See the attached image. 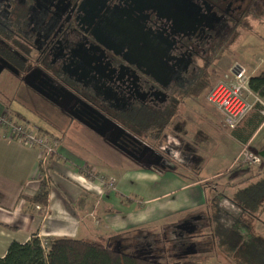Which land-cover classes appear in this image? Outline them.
I'll return each mask as SVG.
<instances>
[{
	"label": "flooded vegetation",
	"instance_id": "1",
	"mask_svg": "<svg viewBox=\"0 0 264 264\" xmlns=\"http://www.w3.org/2000/svg\"><path fill=\"white\" fill-rule=\"evenodd\" d=\"M263 12L264 0H0V76L39 94L67 126L118 139L137 161L166 168L198 154L183 122L174 123L177 142L142 138L135 128L184 109L186 92ZM202 217L170 230L177 251L203 247Z\"/></svg>",
	"mask_w": 264,
	"mask_h": 264
},
{
	"label": "rangeland",
	"instance_id": "2",
	"mask_svg": "<svg viewBox=\"0 0 264 264\" xmlns=\"http://www.w3.org/2000/svg\"><path fill=\"white\" fill-rule=\"evenodd\" d=\"M224 53L222 59L224 58L226 67L220 69V64H216L217 68H213L214 72L210 75L214 85L227 76L233 77L230 67L235 62H239L249 76L263 67L264 12L252 21V29L242 32L230 46V50ZM211 89L196 101L190 98L184 108L185 117L189 118L188 125L191 127L190 131H186V137L194 144L193 148L195 147L199 154L186 155L183 159L172 158L168 160L169 165L166 168L153 167L152 172L145 173L147 165L110 142H105L104 138L94 132L85 130V126H67L63 119L58 118L63 115L56 107L39 94L30 91L16 77L10 82L6 73L0 76V92L3 90L7 94L10 93L7 97L0 93L6 109L22 112L31 126L45 127L56 135L64 136L65 146L67 145L69 151L76 156L73 159L80 161V158L83 164L84 161L96 163L105 178L136 179V185L129 183L126 187L128 193L125 199L128 203L120 201L114 205L120 213H108V217H105L108 224L121 228V231L112 233L110 237L115 235L114 239L120 242L123 250H134L126 247L139 237L141 231L138 230V233L132 235L129 233L135 227L145 226L150 239L147 243L139 244V253H144L145 256H154L162 261L191 257L207 264H259L260 257L264 256V214L260 212L264 202L259 200L261 197L264 201V161L257 156L256 151L264 142V125L249 144H237L231 137L230 129L225 125L222 115L207 100ZM257 99V96H250L251 102ZM14 117L17 118L16 115ZM48 121L57 124L59 129L54 128ZM186 121L184 118V126ZM173 132L174 130L168 129L166 134L173 135ZM195 133L199 139L194 136ZM168 137L164 136V141L161 142L167 143ZM89 146L94 148L96 156ZM189 161L192 163L190 165H195L194 169L187 168ZM166 172L171 175L172 182L163 190L175 192L149 201L150 195L144 189H147L146 182L155 179L156 174L163 175ZM259 172L260 177L252 178V183H241L251 174ZM181 183L188 186L183 191H178L175 188ZM260 184L257 202L254 197L247 201L251 191L256 190ZM117 194L115 191L114 197ZM139 202L141 206L137 208ZM129 203H137L135 212ZM222 207L226 211L222 210ZM196 215L203 216L202 222L198 223L200 235L204 237L203 247L190 252H179L172 244L173 235L170 230H175L178 224ZM119 232L124 233L118 234ZM200 238L194 239L200 242Z\"/></svg>",
	"mask_w": 264,
	"mask_h": 264
},
{
	"label": "crops",
	"instance_id": "3",
	"mask_svg": "<svg viewBox=\"0 0 264 264\" xmlns=\"http://www.w3.org/2000/svg\"><path fill=\"white\" fill-rule=\"evenodd\" d=\"M222 80L231 81L233 77L227 76ZM0 93L5 97L10 95V93L7 94L3 91ZM252 95L256 96L255 94ZM4 113L12 116L16 115L19 120L28 122L22 112L6 109L0 98V115ZM184 113L182 117L172 120L173 122L169 126V129L174 130L172 137L174 136L176 142L181 137L180 132L174 129L177 123L183 122L185 118L187 123H185V126L183 125L182 131H190L189 128H191L188 125L190 120L185 117ZM174 123H176L175 126ZM29 126L30 128L43 129L58 140L57 153L46 163V168L49 166L48 178L50 180L48 181L51 189L49 202L45 208L42 207V209L37 210L36 204L34 205L30 201V198L37 193L40 186V150L36 146L26 145L16 138H5L0 134V257L6 254L12 242H27L34 234H37L42 240L51 237L95 239L105 236L110 239L113 247L123 250L120 242L114 239L115 235L110 237L112 233L121 231V228L108 224L105 217H108V213H120L114 205L120 201L128 203L125 199L128 193L126 187L129 183L136 185V179L132 180L127 177L121 179L115 177L105 178L101 175L99 166L96 163L84 161L83 164L80 162V158V161L73 159L76 156L69 151L70 148L67 145L65 146L64 136L61 134L56 135L45 127L31 126L30 124ZM54 128L59 129L57 126H54ZM104 140L109 142L106 138ZM234 140L237 144H240L239 141ZM89 148L94 153L92 154L96 156L97 153L94 148L92 146H89ZM197 153L199 154L198 151ZM139 162L148 166L145 173L152 172L153 167L160 168L158 165L149 162ZM106 164H108L107 161ZM190 164L192 163L190 162L187 168L194 169L195 165ZM160 174H156L155 179H149L146 182L147 189H144L150 195L149 201H154L175 192V190H163L172 182L171 175H168L169 172L161 174V176ZM110 180L115 181L117 189L107 192L106 182ZM140 186L139 184V188ZM187 186L181 183L175 189L183 191ZM115 191L119 194L116 197L113 195ZM129 204L132 211L135 212L137 203L135 205ZM140 206L141 202H139L137 208ZM138 230L141 231L139 237L134 242L129 243L130 245L126 249H136V243L140 241L142 236L146 234L147 237L150 236L145 226L135 227L129 235L138 233ZM121 233L124 232L118 234Z\"/></svg>",
	"mask_w": 264,
	"mask_h": 264
},
{
	"label": "trees",
	"instance_id": "4",
	"mask_svg": "<svg viewBox=\"0 0 264 264\" xmlns=\"http://www.w3.org/2000/svg\"><path fill=\"white\" fill-rule=\"evenodd\" d=\"M220 62V63H218ZM222 57H217V63L222 69L225 64ZM226 67V66H225ZM212 78L207 75L205 80L195 83L185 96L197 100L202 97L208 89L213 87ZM249 90L254 93L258 99L255 100L249 113L238 123L234 129H230L232 138L240 144H249L258 134L260 128L264 125V64L255 74H252L248 83ZM184 96V97H185ZM184 113L182 105L172 111L167 119L150 121L146 124L136 127L135 131L142 138H152L155 141L161 140L166 134L172 120L180 117ZM257 156L264 161V142L259 145ZM40 186L37 193L30 198L35 205L39 204L46 207L49 202L51 192L48 178L49 166H40ZM258 174H251L243 179L241 183H252V178L260 177ZM259 175V176H258ZM240 184V183H237ZM236 184V185H237ZM262 184V183H261ZM261 184L256 190L251 191L249 201L253 197L257 202L258 194L261 190ZM260 202H264L259 198ZM261 214H264V203L262 204ZM13 228V227H10ZM170 258V257H168ZM259 264H264V256L260 257ZM172 260V262H169ZM0 264H207L191 257L183 259H169L162 261L154 256L141 255L135 251L128 252L116 249L110 243L108 237L102 236L95 239H72L51 237L42 240L37 234H34L27 242L20 243L14 241L8 247L6 254L0 257Z\"/></svg>",
	"mask_w": 264,
	"mask_h": 264
},
{
	"label": "built area",
	"instance_id": "5",
	"mask_svg": "<svg viewBox=\"0 0 264 264\" xmlns=\"http://www.w3.org/2000/svg\"><path fill=\"white\" fill-rule=\"evenodd\" d=\"M233 74L231 81H219L207 94L208 102L222 115L227 128L234 129L249 113L253 103L248 83L250 76L246 69L238 62L230 67ZM0 134L5 138H16L26 145L36 146L40 152V166L47 165L49 159L57 153L58 140L37 128H30L29 124L6 113L0 115ZM116 189L115 181L106 182V191ZM36 209L42 206L36 204Z\"/></svg>",
	"mask_w": 264,
	"mask_h": 264
},
{
	"label": "water",
	"instance_id": "6",
	"mask_svg": "<svg viewBox=\"0 0 264 264\" xmlns=\"http://www.w3.org/2000/svg\"><path fill=\"white\" fill-rule=\"evenodd\" d=\"M97 132H99L97 129H95ZM114 146H116L117 148H119V149H121L122 151H124L125 153H127L128 155H130L132 158H138L137 157V155L136 154H134V153H132V152H130L129 150H127L126 148H123V147H121L120 146V144H119V141H118V139H113L112 140V142H111ZM162 160V159H161ZM160 160V161H161ZM160 166H161V164H160ZM190 252V251H189Z\"/></svg>",
	"mask_w": 264,
	"mask_h": 264
}]
</instances>
